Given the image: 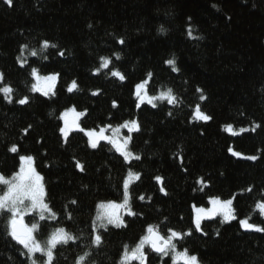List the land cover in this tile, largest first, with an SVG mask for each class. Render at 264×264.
Returning <instances> with one entry per match:
<instances>
[{
    "label": "trees",
    "instance_id": "16d2710c",
    "mask_svg": "<svg viewBox=\"0 0 264 264\" xmlns=\"http://www.w3.org/2000/svg\"><path fill=\"white\" fill-rule=\"evenodd\" d=\"M189 27L195 38L188 36ZM44 41L57 47L41 51ZM23 45L27 50L22 51ZM31 51L38 55L32 57ZM173 55L179 74L165 64ZM102 57L112 63L93 75ZM32 68L41 76L59 73L55 96L31 91ZM114 70L122 71L126 82L111 77ZM0 72L5 74L0 88L14 90L12 103L0 93V173L10 177L20 166V155L34 156L46 202L58 217L39 221L36 237L43 243L63 227L77 238L57 246L54 264H77L85 253L90 255L83 264H120L125 245L134 247L149 225H158L161 234L169 228L186 232L194 229L193 206L209 208L210 197L233 196L236 220L203 221L207 235L193 231L176 241L177 248L198 255L201 264H264V233L245 231L239 223L250 216V223L264 226L256 210L264 199V0H12L11 7L0 0ZM148 72L154 74L149 93L172 88L177 106L161 102L156 108H137L134 86ZM73 80L81 90L68 93ZM198 88L206 101L200 100ZM97 89L101 94L91 95ZM25 96L29 103L20 105L17 101ZM113 100L117 108L111 106ZM197 104L213 117L211 122L197 121ZM73 105L77 111L87 109L80 121L87 129L138 119L141 131L133 134L130 149L141 159L129 164L106 142L92 149L79 132L64 144L58 117ZM253 123L262 125L254 133L235 136L224 129L227 124L251 128ZM14 144L20 149L16 154L9 151ZM229 147L259 159L234 157ZM77 160L85 165L83 173ZM129 171L141 174L129 192L132 210L142 215L125 216L127 228L99 229L103 243L96 247L92 240L99 204L123 202ZM156 176L164 177L169 195L159 191ZM200 177L211 186L198 184ZM248 187L251 193L244 192ZM8 215L0 212V264H30L7 233ZM34 219L38 221L34 216L27 224ZM146 252L148 264H170L149 248Z\"/></svg>",
    "mask_w": 264,
    "mask_h": 264
},
{
    "label": "snow or ice",
    "instance_id": "6c2138e0",
    "mask_svg": "<svg viewBox=\"0 0 264 264\" xmlns=\"http://www.w3.org/2000/svg\"><path fill=\"white\" fill-rule=\"evenodd\" d=\"M4 2L11 7L12 0H4ZM213 8H217L215 4L212 5ZM218 10V9H217ZM190 20V18H189ZM91 27V25H89ZM166 29L160 28V32L164 33ZM187 34L190 38L193 37L192 28L187 29ZM202 39V37H199ZM118 43L123 45L125 41L119 39ZM49 47L56 48L57 45L49 44L48 41H44L41 51L47 50ZM28 45H23L22 51L27 50ZM31 56L36 57L38 55L37 51H31ZM60 57L64 56V52H59ZM121 57L119 53L116 54V59L119 60ZM18 61L20 60L17 57ZM45 60L48 57H44ZM102 63L100 68H97L93 75H100L101 68L109 69L111 65V60L102 57ZM165 64L170 66L171 71L179 74L180 68L177 67L176 57L173 55L170 59L165 61ZM20 66L24 67L25 62L20 61ZM31 75L36 79L37 83L32 85L31 91L39 92L45 97L55 96V85L59 79V73H52L48 75L41 76L36 68L31 69ZM152 72L146 73V78L138 82L134 86V96L137 99V108L143 106L145 103L150 105L152 108H156V101H167L168 104L177 106L179 101L173 92L172 88H168L166 91H161L159 95H152L149 93L148 84L151 82L153 77ZM5 74L0 72V84H3ZM111 77L118 79L121 83L126 82V75L120 70L111 71ZM41 81L43 85L41 86ZM81 90L76 82L73 80L71 85L67 88L68 93ZM13 88L9 85H5L0 88V93L3 94L4 98L8 103H12L11 95L13 93ZM197 91L201 93L200 100L206 101L207 96L204 95V90L198 88ZM101 91L99 89L92 91L91 95L99 96ZM20 105H26L29 103V97L25 96L17 101ZM111 106L117 108L119 105L117 101L113 100ZM194 113L197 121H202L204 123L211 122L213 117L202 110L200 104H197L194 108ZM87 109L82 111H77L76 106L73 105L67 110H65L58 119L63 121V126L59 127V132L61 134L64 144L69 141V136L73 132L83 133L87 137V143L92 149H97L101 146V142H106L115 148V151L124 158V161L131 163L133 160L139 161L141 157L136 155L129 147L132 142V136L127 135L121 137L119 134L122 129H126L129 133L140 132L141 126L138 119L125 120L119 125L113 127L111 123L107 127H99V129H87L83 127L80 123L82 117L87 116ZM169 116H172V111H168ZM111 121V117H109ZM262 127L259 123H253L251 128H240L237 130L234 125L227 124L224 126L225 131L232 135H240L245 132H256L257 129ZM31 125L27 129H24V134L27 135ZM111 131V135H106ZM9 151L16 154L20 151L18 145H12ZM229 153L237 158L247 159L250 161H256L259 159L256 155H245L234 148L229 147ZM36 158L32 155H20L19 162L20 166L18 170L13 173L10 177H6L4 174L0 173V184L6 186V191L0 194V212L10 213L7 222V233L8 235L22 248L25 250L22 254L26 255L30 260V264H54L56 260L55 249L58 245H66L70 241L76 242V237L68 232L63 227L55 228L49 235L48 239L41 243L37 239L35 233L39 230V222H33L31 226L24 223V217L32 213H36L40 221H45L49 218L56 219L57 213L49 207L46 202L47 191L44 184V177L36 169ZM182 162V159H181ZM76 168L80 172L85 171V165L79 160L75 162ZM187 171V169H185ZM135 179L139 181L141 179V174L139 172L133 173L129 171L127 173V179L123 182V202L116 203L115 201H110L108 203H100L99 209L96 215V222L94 224V239L92 243L99 247L103 243L102 235L99 233V229L107 230L108 225H112L115 228H127L128 224L124 219V216H129L137 218V212L133 211L130 204V181ZM155 181L159 185V191L164 195H169L166 187L164 186V177L156 176ZM198 184L203 187H210V183H206L203 177H200L197 181ZM203 187L201 191H203ZM253 191L252 187H248L244 192L251 193ZM138 199L140 201L145 200V196L139 195ZM235 196L222 200L219 197H210L209 203L211 208L205 209L204 207H194L195 217H194V229H189L186 232L177 231L174 229H167V234H161L158 225H149L146 228V234L143 235L134 247L129 248L125 245L120 264H130V262H135V264H148V254L145 248H149L152 252L163 257H168L170 254L173 255V264H201V261L196 254H190L187 248L178 250L176 241H182L186 237H190L193 231L200 233L201 235H207V232L202 228V222L204 220L215 219L217 216L222 217V223H228L232 220H236V210L233 207ZM150 202V201H149ZM71 204H77L76 200L70 201ZM256 210L264 217V199L256 204ZM68 219H71V213H68ZM251 217H245L239 220L240 226L245 231H255L264 233V226L250 223ZM217 235L219 233L217 232ZM39 253L42 257H45L43 261H39L36 256ZM90 253H85L83 256L79 257L77 264H83L84 260Z\"/></svg>",
    "mask_w": 264,
    "mask_h": 264
},
{
    "label": "rangeland",
    "instance_id": "374dc122",
    "mask_svg": "<svg viewBox=\"0 0 264 264\" xmlns=\"http://www.w3.org/2000/svg\"><path fill=\"white\" fill-rule=\"evenodd\" d=\"M25 55H23V57L21 58L23 61H24V59H25ZM101 70H105V69H103V68H101ZM34 84H36L37 83V81H36V79L34 78ZM41 83V86H44L43 85V81H41L40 82ZM56 84H57V82H56ZM55 87H56V85H55ZM54 90H55V88H54ZM35 93H39V92H35ZM39 94H41V93H39ZM42 95V94H41ZM51 95V94H50ZM163 102H167V101H163ZM137 103H138V101H137ZM159 103H161V101H156V104L158 105ZM146 105H148L147 103H145ZM63 122V121H62ZM135 132H132V133H129L126 129H122L121 130V133L119 134L121 137H123V136H127V135H131V136H133V134H134ZM112 133H111V131H109L108 133H106V135H111ZM236 136V135H235ZM103 142V141H102ZM129 147H130V145H129ZM115 149V148H114ZM133 181H136L135 179H132L131 181H130V184L133 182ZM0 187H1V191H0V194H2L4 191H6V186L5 185H3V184H0ZM209 208H211V204H210V206H209ZM209 208H205V209H209ZM99 211H101L100 209H99ZM4 212H6V211H4ZM8 213V212H7ZM9 215H8V217L10 216V213H8ZM194 215H195V210H194ZM34 216H35V218H38V222L40 221L39 220V217H38V215L36 214V213H32V214H30V215H26L25 217H24V223L25 224H27V220H28V218H34ZM126 216V215H125ZM125 216H124V218H125ZM217 217H220V216H217ZM216 217V218H217ZM222 218V217H221ZM207 220V219H206ZM206 220H204V221H206ZM33 222H36V220L34 219V220H31V223H33ZM203 223V222H202ZM28 225V224H27ZM30 226V225H29ZM108 226H111V225H108ZM35 235H36V233H35ZM38 239V238H37ZM147 250V248H145V251ZM36 258L39 260V261H43L44 259H45V257H42L39 253H37V256H36ZM164 258V257H163ZM167 260H170V264H173V255H169L168 257H165ZM130 264H135V262H130Z\"/></svg>",
    "mask_w": 264,
    "mask_h": 264
},
{
    "label": "water",
    "instance_id": "95a60500",
    "mask_svg": "<svg viewBox=\"0 0 264 264\" xmlns=\"http://www.w3.org/2000/svg\"><path fill=\"white\" fill-rule=\"evenodd\" d=\"M154 253V252H153ZM155 255H157L156 253H154ZM157 256H159V255H157ZM159 257H161V256H159Z\"/></svg>",
    "mask_w": 264,
    "mask_h": 264
}]
</instances>
